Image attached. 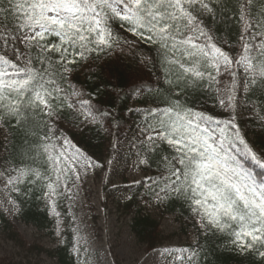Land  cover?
I'll use <instances>...</instances> for the list:
<instances>
[{
    "label": "snow or ice",
    "instance_id": "6c2138e0",
    "mask_svg": "<svg viewBox=\"0 0 264 264\" xmlns=\"http://www.w3.org/2000/svg\"><path fill=\"white\" fill-rule=\"evenodd\" d=\"M140 42L178 66L184 86L158 102L142 76L131 80L129 94L153 105L143 109L137 167L155 166L133 183L158 204L187 205L206 237L224 234L233 250L264 264V148L247 136L249 122L264 132V0H0V128L22 135L5 132L0 141L10 202L15 207L42 183L37 198L55 210L56 197L73 199L82 173L104 166L58 125L67 107L78 113L77 126H102L126 90L110 73L94 91L72 76L82 62L91 69ZM150 63L152 56L140 61ZM199 247L164 255L198 264Z\"/></svg>",
    "mask_w": 264,
    "mask_h": 264
},
{
    "label": "trees",
    "instance_id": "16d2710c",
    "mask_svg": "<svg viewBox=\"0 0 264 264\" xmlns=\"http://www.w3.org/2000/svg\"><path fill=\"white\" fill-rule=\"evenodd\" d=\"M123 35V34H122ZM147 56L155 58L154 64L143 67L140 61ZM118 58V59H117ZM93 67L88 68L86 63L81 64L77 71L73 73V83L83 85L86 91H94L95 86L101 82L107 83L104 73H110L113 85H119L124 88L125 95L115 102L113 108V117H108L102 126L96 124H82L78 119V113L65 107L59 128L74 142L78 143L81 149L94 161L101 164H107L118 153L117 145L122 141L131 142L126 144L130 147L128 157L125 153L122 158L130 162L133 156L141 153L140 141L144 137V129L146 127V115L143 109L153 105L137 103L143 97L130 95L128 87L131 80L142 76L149 85L157 90L159 100H166L169 95H175L179 88H183V80H177L180 69L175 65H168L163 54L155 49L154 46L145 45L140 42L135 47H124L123 50L116 49L109 58L95 60ZM171 81V83H169ZM111 85H109L110 87ZM179 86V87H178ZM190 91V90H189ZM152 99V96H149ZM129 109H137V111H129ZM219 111V110H217ZM249 113H244L247 119ZM253 124L248 123L247 136L249 140L254 141L257 150L264 148V132L253 130ZM7 132L10 139H22V135L16 132L0 128V141L4 139V133ZM112 142H114L112 144ZM153 165V169H154ZM140 169L147 175H153V169ZM256 171H260L259 168ZM44 186L41 183L34 189V194L27 199L18 201V219L27 225H32L39 230H54L56 221V212L60 213L58 217L62 221L61 241L53 248H45L32 245L29 249L37 250L57 261L58 264H74V230L73 220L70 209V200L63 196L56 197L55 210L44 199H38L42 196ZM3 193H8L14 200V194H10L0 183V223L3 231L7 234L9 241L15 242L19 247H26L27 243L19 234L10 218L7 216L2 204L1 198ZM124 202H120L123 213L131 216L129 223L132 235L137 242L144 246L147 253H151L170 239L172 235L164 234L161 226L162 221L167 216H173L180 224V229L184 234L194 235L196 240L190 246L195 247L199 243L198 264H258L259 257L250 254H241L237 250H233L228 243V239L224 234L217 233L216 236L209 234L207 237L200 232L195 226L192 214L188 211L187 205L180 201L172 203L158 204L150 198L147 187L141 184L131 186L129 196ZM152 207V208H149ZM111 258L114 264H123L119 257L111 251ZM0 264H40L39 262L28 261L23 262H6L1 261Z\"/></svg>",
    "mask_w": 264,
    "mask_h": 264
},
{
    "label": "rangeland",
    "instance_id": "374dc122",
    "mask_svg": "<svg viewBox=\"0 0 264 264\" xmlns=\"http://www.w3.org/2000/svg\"><path fill=\"white\" fill-rule=\"evenodd\" d=\"M119 142L118 153L110 160L111 163H102L103 167L88 169L86 175L82 173V180L76 182L77 186L72 188L75 194L70 200L75 240L74 264H114L112 250L123 264H145L149 258L150 264H179L174 256H165L164 250L187 248L196 238L184 234L173 216L165 217L161 226L163 233L172 237L151 253H147L131 233V216L123 213L120 202L127 200L131 186L138 185L133 182L143 180L147 175L137 167V156H133L129 163L126 158H122L121 153H125L126 157L130 154V147L126 144L131 141ZM12 200L8 193H3L1 204L27 245L21 248L9 241L0 223V260L58 264L55 259L29 247H56L62 239V221L56 216L54 230L42 231L27 225L18 219V207L13 206L10 202ZM77 248L80 249L79 255Z\"/></svg>",
    "mask_w": 264,
    "mask_h": 264
}]
</instances>
